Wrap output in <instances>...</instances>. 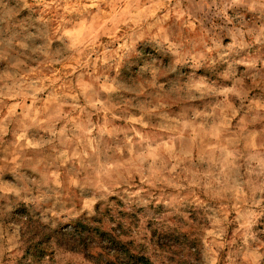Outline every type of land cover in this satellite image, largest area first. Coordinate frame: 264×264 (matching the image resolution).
<instances>
[{
	"label": "rangeland",
	"instance_id": "1",
	"mask_svg": "<svg viewBox=\"0 0 264 264\" xmlns=\"http://www.w3.org/2000/svg\"><path fill=\"white\" fill-rule=\"evenodd\" d=\"M77 225L264 264V0H0V264Z\"/></svg>",
	"mask_w": 264,
	"mask_h": 264
},
{
	"label": "trees",
	"instance_id": "2",
	"mask_svg": "<svg viewBox=\"0 0 264 264\" xmlns=\"http://www.w3.org/2000/svg\"><path fill=\"white\" fill-rule=\"evenodd\" d=\"M55 237L60 247L74 251H82L94 241H99L94 245L99 246L103 252L96 256L85 252L88 257L94 258L98 264H151L147 258H138V252L132 247V241L118 240L114 233L107 230L96 229L92 231L87 228L81 230L80 225H77L69 231L55 232Z\"/></svg>",
	"mask_w": 264,
	"mask_h": 264
}]
</instances>
